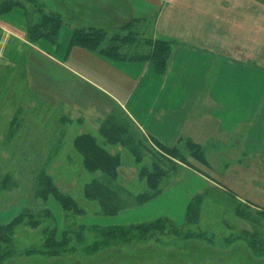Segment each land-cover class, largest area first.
<instances>
[{
	"label": "crops",
	"instance_id": "1",
	"mask_svg": "<svg viewBox=\"0 0 264 264\" xmlns=\"http://www.w3.org/2000/svg\"><path fill=\"white\" fill-rule=\"evenodd\" d=\"M19 1L24 6L0 12V66L33 69L40 98L52 108L66 105L72 112L78 110L77 133L73 126L61 127L55 145L66 141L74 149L78 137H96L121 156L118 182L124 184L131 174L124 166L125 146L110 144L101 135L102 125L118 107L152 144L183 149L191 140L211 149V177L184 165L178 181L159 194L172 197L186 178L198 181L190 195L174 194L178 214L186 211L184 222L192 198L215 186L243 190L264 203V0H40L66 22L56 43L28 40L29 6ZM139 23L150 24L154 39L176 42L165 73L148 60H114L70 45L73 27L116 32ZM98 175L90 172L87 184ZM4 189L1 185L0 227L23 213L30 200L26 186ZM155 198L111 217L151 211ZM49 206L57 208L65 224L62 206L53 197ZM166 215L135 216L140 219L110 227L159 219L174 223ZM82 222L78 221L101 226Z\"/></svg>",
	"mask_w": 264,
	"mask_h": 264
},
{
	"label": "rangeland",
	"instance_id": "2",
	"mask_svg": "<svg viewBox=\"0 0 264 264\" xmlns=\"http://www.w3.org/2000/svg\"><path fill=\"white\" fill-rule=\"evenodd\" d=\"M21 1L29 6L33 18H37L36 7L30 0ZM35 1L40 4V0ZM3 2L0 0V6ZM149 27L150 24L139 23L120 31L123 36L129 31L139 36L134 45H124L123 52L138 45L140 53H147L151 49L148 41L160 40L151 36ZM35 87L33 69L23 65L16 68L0 66V186L11 191L26 186L30 193L28 207L20 214L25 215L13 226L12 238L9 237L10 230L0 235V264H264V203L246 195L243 190H236L237 193L224 186L209 189L203 193L204 202L195 203L199 212L188 224L184 222L186 211L180 216L175 208L174 194L179 191L190 195V187L198 184L194 177L183 180L172 197L159 195L155 198L151 202V211L123 217L99 216L102 215L99 204L84 194L86 177L90 174L84 159L75 149H69L66 141L55 145V140L60 137L56 130L61 127L73 126V133H77L81 125L77 121L78 110L72 112L66 105L52 108L50 102L35 93ZM35 128L40 131L36 132ZM179 151L211 177V166L207 169L194 160L187 146ZM142 152L144 158L137 160L125 150V157L126 153L128 157L124 166L133 177L125 178L121 186L127 190L128 199L134 205L137 204L135 198L142 199V195L157 190L162 192L176 183L185 165L164 156L165 152L150 142H143ZM203 153L209 160L211 149L203 148ZM119 157L121 167L122 158ZM156 161L161 165L162 175L158 177L156 189H152L141 171L143 167L152 169ZM44 168L58 189L71 196L78 205V214L69 215V218L62 207L66 225L57 208L52 207L53 213L49 200L37 198V176ZM55 201L60 204L57 199ZM242 208L245 216L237 213L239 209L244 211ZM160 212L181 226L155 223L157 225L147 227H110L120 225L121 221L140 219L135 216ZM82 220L101 226H82L78 223H83ZM63 224L64 228L61 227ZM51 231L56 232L57 241L64 238L65 232L70 233L65 236V244L57 245L51 241Z\"/></svg>",
	"mask_w": 264,
	"mask_h": 264
},
{
	"label": "trees",
	"instance_id": "3",
	"mask_svg": "<svg viewBox=\"0 0 264 264\" xmlns=\"http://www.w3.org/2000/svg\"><path fill=\"white\" fill-rule=\"evenodd\" d=\"M3 1V4L0 6V12L9 11L15 6H24L19 0ZM30 2L34 7H36L38 17L33 18L30 9H27L28 40L30 42H35L38 39L45 38L52 43H56L59 38L60 29L66 24L65 20L58 14L48 12L35 0H30ZM73 29L74 33L71 39V46H82L99 52L103 56L114 60H148L154 63L156 70L160 73H165L168 69L173 46L176 43L172 40L166 39H160L155 42L148 41V45L151 49L147 53H140L137 48L138 45L136 47L133 46L128 48L126 49V52H123L124 45H132L139 40V36L134 34L133 31H129L128 34L123 36V32H120L123 30L109 32L106 30L85 29L80 27H73ZM125 29H128V27ZM101 133V135L104 136L110 144L122 143V145L125 146V149L134 155L137 160H142L144 158V154L142 152L143 142L145 141L148 143V140L144 137L142 132L134 126V124L122 115L120 108L116 107L114 109V114L104 122ZM155 144L165 152L166 155L163 154L164 156L171 159L175 158L187 166L204 172L202 168L195 165V162L190 163L186 156L181 154L179 148H168L158 142ZM186 146L190 150L192 158L208 169L209 162L204 156L203 148L191 140L187 141ZM74 149L84 159L85 168L89 172L99 173L97 178L86 184L84 194L89 199L99 204L102 215L108 217L115 216L122 209L128 207V205L140 206L154 199L161 193V190H157L153 194H148L146 196L142 195V199H140V197L135 198L137 201L136 205L132 204V202L128 199L130 195L127 190H125V188L118 182V172L121 165L119 154H112L108 151V149L99 143L96 137L91 135L78 137L74 142ZM160 166L161 165L156 161L154 162L152 169H149L148 167L142 168L141 175L146 179L147 184L152 189H156L159 184L160 180L158 177L162 175V168ZM37 183L38 189L36 195L38 199H43L46 202L50 197H54L60 202L68 218L78 214L79 210L76 201L71 196H68L58 189L53 181V178L48 174L45 168L39 172L37 176ZM130 199H134V197H131ZM200 201L204 202L203 194L195 196L190 201L186 224L191 221L193 216L198 215L199 209L197 212L195 203L199 204ZM237 213L239 216L246 215L245 209L244 211L239 209ZM24 215H20L8 225L1 226L0 235L6 230H10L9 237L12 238L13 226L19 222ZM34 223L38 224L37 222ZM155 223L174 224L167 219H159L151 223L134 226L147 227L152 226ZM47 230H44V233H47ZM51 233L53 237L51 240L52 243L62 245L65 244V236L68 235L70 231L69 233L65 232V236L61 241L56 240L55 231H51ZM46 244L48 245V243H45V245ZM253 244H256L255 240Z\"/></svg>",
	"mask_w": 264,
	"mask_h": 264
}]
</instances>
